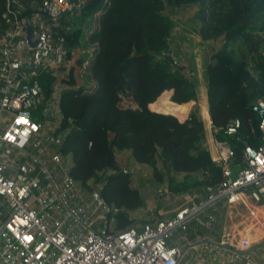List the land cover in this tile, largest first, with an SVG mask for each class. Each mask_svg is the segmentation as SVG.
<instances>
[{
  "label": "built area",
  "instance_id": "built-area-1",
  "mask_svg": "<svg viewBox=\"0 0 264 264\" xmlns=\"http://www.w3.org/2000/svg\"><path fill=\"white\" fill-rule=\"evenodd\" d=\"M84 2L3 0L0 264H262L256 255L264 252V233L254 241L247 234L239 241L212 235L223 211L264 206L263 98L251 104L259 118L257 146L239 137L238 118L221 129L211 120L207 129L197 102L204 144L221 178L195 191L170 215L118 228L119 208L102 196L103 183L90 179L84 184L72 177L71 154L62 148L65 131L55 82L43 101L40 78L47 72L56 79L66 72L67 78L71 58L63 32L70 25L62 19L77 16ZM36 110L40 121L32 118ZM236 142L242 143L239 155ZM140 164L122 171L133 174L145 165ZM157 191L165 198L171 193L166 182Z\"/></svg>",
  "mask_w": 264,
  "mask_h": 264
},
{
  "label": "trees",
  "instance_id": "trees-1",
  "mask_svg": "<svg viewBox=\"0 0 264 264\" xmlns=\"http://www.w3.org/2000/svg\"><path fill=\"white\" fill-rule=\"evenodd\" d=\"M2 4L0 0V19ZM191 4L199 6L200 39H222L203 68L212 124L221 129L238 118L239 137L257 146L259 118L251 104L264 99V0H85L73 18L91 26L94 19L90 31L86 33L82 23L75 26L73 18L62 19L70 25L63 34L71 58L63 79L69 88L59 95L63 152L71 154L72 177L84 184L90 179L103 183L102 196L119 208L118 228L134 223L129 211L142 207L144 200L131 185V174L122 171L116 151L128 149L137 163L151 164L159 182L164 175L157 159L170 173H183L180 182L168 175L172 191H197L221 178L204 144L198 112L178 120H183L185 105L196 99L198 76L188 77L174 59L169 41L174 21L163 10ZM81 39L93 46V54L83 52L73 60L71 50ZM55 80L48 72L41 76L43 101L53 92ZM88 81L93 85H86ZM124 96L135 107L120 105ZM32 118L41 120L39 110ZM218 137H223L221 131ZM236 144L239 155L242 143Z\"/></svg>",
  "mask_w": 264,
  "mask_h": 264
},
{
  "label": "rangeland",
  "instance_id": "rangeland-1",
  "mask_svg": "<svg viewBox=\"0 0 264 264\" xmlns=\"http://www.w3.org/2000/svg\"><path fill=\"white\" fill-rule=\"evenodd\" d=\"M198 8L199 6L197 4L184 5L179 8L166 6L163 12L164 14L170 16V18L174 21V27L171 32V39L169 40L174 59L177 61V64L184 67L183 71L188 77L193 79L196 75L198 76L197 87L199 89V96L203 99V102H201L200 104V109L201 115L202 109L204 115L207 109L206 104L208 106V99L206 92V83L203 75V68L205 67V64L207 62L211 61V55L213 51L220 45L222 39L216 38L207 41H202L200 39L197 33V29L200 24V21L197 17ZM73 20L75 26L82 23L80 20H78V18H73L71 21ZM94 22L95 20L93 19V21L91 22L92 26L88 23H82V27L85 29L86 33L92 29ZM260 35L262 44L264 45V30L260 32ZM86 42V40L81 39L80 44L74 50V53L72 55L73 60L83 52H88V57L93 54V46H85ZM262 51L264 53V50ZM88 63V60L84 63L81 74H84L86 72V65ZM65 74L66 72H61V74H58L57 79L54 83V90L58 97L63 90L69 88V86L63 81V79H66L64 78ZM78 81L79 83L82 81L81 76L79 77ZM89 84L93 85V81L86 82V85ZM197 102L198 100L195 99L188 115L194 110L198 112L199 105L197 106ZM120 105H122L123 107H135V104L130 99V97L125 96L122 97ZM188 110L184 111L183 114H186ZM123 152L119 153V151H116V158L121 168L128 166L131 167L135 164H138L132 158L130 150L127 149V151ZM140 166L142 165L140 164ZM157 167L162 171L164 175V179L162 182H159L155 178L153 174L154 169L151 164H145L141 168L138 167L136 171L131 174V185L139 190L140 196L144 200V205L142 207L129 211V215L134 220V223H142L147 220L160 217L155 210V204H158L159 207H161L163 203H166L169 212H165L163 216H167L178 209V207L186 201V198L188 199L194 197L193 193H195V191L191 189L186 191L188 196L181 195L179 192L172 191L170 189L169 190L171 193L167 198H164L162 197L163 195L158 194L157 189L164 182L167 183L168 175L173 176V178L177 182L182 181L184 175L183 173H170L163 167L159 159H157ZM93 184L96 185L98 183L93 180ZM263 233L264 206H257V208H253L247 207L245 205H239L237 208H230V210L228 211H223L221 233H213L212 237L214 239H217V237H220L223 234V238L225 241L233 240V238L239 241V237L241 235L247 234V239L249 241H254L261 237Z\"/></svg>",
  "mask_w": 264,
  "mask_h": 264
},
{
  "label": "crops",
  "instance_id": "crops-1",
  "mask_svg": "<svg viewBox=\"0 0 264 264\" xmlns=\"http://www.w3.org/2000/svg\"><path fill=\"white\" fill-rule=\"evenodd\" d=\"M200 40V39H199ZM171 91V94H172V90H170ZM197 94H198V102H199V104H201V102H203V99L202 98H200V96H199V90H198V92H197ZM193 102H194V100H191V101H189V103H192L193 104ZM192 107V106H191ZM191 107L189 108V110L186 112V114L184 113V116L182 117V119H185L186 118V116L188 115V113H189V111H190V109H191ZM206 107H207V110H208V106H207V104H206ZM208 113H209V111H208ZM202 117H203V109H202ZM203 120H204V117H203ZM206 123V122H205ZM206 125L207 126H209V124L208 123H206ZM123 151H127V149H125V150H122V151H119V153H121V152H123ZM124 153V152H123ZM131 154V153H130ZM184 175V174H183ZM164 197V196H163ZM169 197V196H168ZM165 198V197H164ZM158 207V210L156 211L157 213H159V215L161 214L162 216H163V214L165 213V212H169V210H168V207L166 206V203L164 204H162V206L161 207H159V205L158 204H155V209ZM167 207V208H166ZM221 224H222V220L220 221V223L216 226V229H215V231L214 232H216V234L218 233H221ZM256 257H257V259L258 260H260L261 262H262V264H264V252L262 251V250H259L258 251V253H257V255H256Z\"/></svg>",
  "mask_w": 264,
  "mask_h": 264
},
{
  "label": "bare ground",
  "instance_id": "bare-ground-1",
  "mask_svg": "<svg viewBox=\"0 0 264 264\" xmlns=\"http://www.w3.org/2000/svg\"><path fill=\"white\" fill-rule=\"evenodd\" d=\"M191 106H192V103H189V102H188V103L185 105L183 112L186 111V110H188ZM203 117H204V121H205L206 123L209 124V126H206L207 129H208V128L210 127L211 118H210V116H209V113H207V110H206V113H204Z\"/></svg>",
  "mask_w": 264,
  "mask_h": 264
},
{
  "label": "water",
  "instance_id": "water-1",
  "mask_svg": "<svg viewBox=\"0 0 264 264\" xmlns=\"http://www.w3.org/2000/svg\"><path fill=\"white\" fill-rule=\"evenodd\" d=\"M157 112V111H156ZM161 113V112H160ZM164 114H169V113H164ZM170 115H172V114H170ZM172 116H174V115H172ZM176 117V116H175ZM188 116H186V118H187ZM177 118V117H176ZM185 118V119H186ZM178 119V118H177ZM185 119H183V120H180V119H178L179 121H184Z\"/></svg>",
  "mask_w": 264,
  "mask_h": 264
},
{
  "label": "snow or ice",
  "instance_id": "snow-or-ice-1",
  "mask_svg": "<svg viewBox=\"0 0 264 264\" xmlns=\"http://www.w3.org/2000/svg\"><path fill=\"white\" fill-rule=\"evenodd\" d=\"M23 119V118H22ZM26 239H30V238H26Z\"/></svg>",
  "mask_w": 264,
  "mask_h": 264
}]
</instances>
